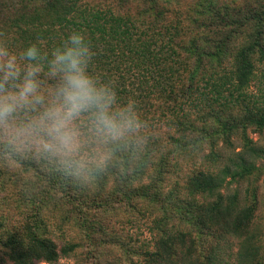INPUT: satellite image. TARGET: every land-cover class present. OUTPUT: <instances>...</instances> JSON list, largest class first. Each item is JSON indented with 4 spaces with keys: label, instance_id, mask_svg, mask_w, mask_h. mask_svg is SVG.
<instances>
[{
    "label": "trees",
    "instance_id": "obj_1",
    "mask_svg": "<svg viewBox=\"0 0 264 264\" xmlns=\"http://www.w3.org/2000/svg\"><path fill=\"white\" fill-rule=\"evenodd\" d=\"M255 2L260 8L241 17L233 11L243 1L205 0L206 16L198 18L187 13L183 0H0V42L13 50L31 43L48 50L79 30L95 52L91 70L113 83L121 102L134 103L144 125L141 153L133 159L125 154L122 163L96 186L106 185L111 178L117 187L128 184L138 197L151 199L162 174L152 164L162 167L171 145L177 146V153L187 151L193 158L194 147L201 143L194 137L199 129L210 148L219 139L229 148L223 163L185 175L184 188L190 199L172 211L173 218L159 211L160 225L171 219L177 230L168 231L165 226L162 235L153 236L152 248L143 253L146 264H222L219 246L208 239L205 242L202 233L217 231L248 244L241 239L246 247L239 244L235 264H264V255H250L251 239L244 237L255 218V202H246L237 190L224 191L232 181L263 170L255 162L262 150L251 145L247 136L248 129H264V68L258 72L256 66L264 63V0ZM189 21L200 28L193 36ZM198 35L205 37L201 46L193 43ZM186 37L192 42L187 43ZM199 99H204L202 105ZM195 100L201 126L184 109ZM234 135L248 139L241 150L231 142ZM12 161L23 163L26 171L30 167L26 161ZM34 167L38 172L43 166L38 162ZM3 170L0 165V177ZM51 175L59 193L77 200L75 192H70L75 185L54 170ZM96 202L90 197L85 205ZM50 233L35 215L20 228L4 227L0 264H58L77 243L58 244Z\"/></svg>",
    "mask_w": 264,
    "mask_h": 264
},
{
    "label": "rangeland",
    "instance_id": "obj_2",
    "mask_svg": "<svg viewBox=\"0 0 264 264\" xmlns=\"http://www.w3.org/2000/svg\"><path fill=\"white\" fill-rule=\"evenodd\" d=\"M219 1L236 2V0ZM242 1L243 3L237 4L233 14L244 17L246 14H253L257 8H260L255 0H240V2ZM204 2L205 0H183V4L188 6L187 13L194 14L198 18L206 16L203 15L202 4ZM192 6L193 11H191ZM189 23L188 31H191L190 35L193 36L200 28L196 26L195 21H189ZM251 23L248 30L253 26V19ZM196 36H194V40ZM198 37L199 39L193 43L201 46L205 37L200 35ZM189 38L186 37L187 43L192 42ZM256 66L257 71L260 72L264 68V63H256ZM196 102L197 100L184 109L196 125L201 126L197 117L201 110L198 111L196 108ZM198 102L202 105L204 99H199ZM211 106L216 107L215 104ZM172 132L174 135H178L177 131ZM196 132L194 137L199 138L201 143L195 147L193 144L192 147L195 148L193 158L187 151L177 153V146L171 145L165 151L169 161L161 163L162 167L159 166L160 164H152V168L157 172L162 171V174L159 175L152 190L154 193L151 199L148 195L138 197L128 184L121 183L117 187L114 179L110 178L104 186V182L99 186L95 185L89 188L76 186L74 191L71 189L70 192H75L73 194L77 200H72L64 192L59 193L57 184L51 180L52 169L50 170L44 163L39 162L43 167L37 172L34 164L26 161V164L30 166L26 171L23 163L13 162L6 154L0 156V165L4 169V174L0 177V238L3 237L4 227L7 229L20 228L25 221H31V216L35 215L41 221V226L51 232L50 236L58 244L66 240L77 243L75 249L68 256L60 258L58 264H146L143 253L148 248H152L153 236L155 234L162 235L166 230L165 226L170 228L167 229L168 231L177 230L172 227L174 222L171 219H168L169 222L166 225H160L158 214L160 210L163 213L167 211L169 218H173L172 211L180 210L190 199L184 188L185 175L211 168L215 162L223 163L230 152L221 139L217 141L215 147L210 148L208 139H201L204 132L199 129ZM247 136L251 139V145L262 150V157H258L255 162L263 170L245 180L232 181L224 191L237 190L239 196L244 197L246 202H255L257 207L255 218L252 226L249 227V235L247 233L248 236L244 235V237L251 239L252 247H247L250 255H264V129L260 131L248 129ZM231 142L236 150H241L248 143V139L234 135ZM64 178L62 177V179ZM144 185L149 190L150 184ZM71 186L74 185L71 184ZM98 189L99 193H97ZM90 197H93V200L97 202L86 206L85 202ZM173 197L174 199L171 201ZM79 205L83 207L78 208ZM218 232H202L205 242L208 239L217 243L222 252V264L226 262L235 264L239 253L237 250L239 244L243 249L247 243L242 238H230ZM202 233L199 235L201 236ZM252 235H255V239H260L253 241Z\"/></svg>",
    "mask_w": 264,
    "mask_h": 264
},
{
    "label": "clouds",
    "instance_id": "obj_3",
    "mask_svg": "<svg viewBox=\"0 0 264 264\" xmlns=\"http://www.w3.org/2000/svg\"><path fill=\"white\" fill-rule=\"evenodd\" d=\"M94 57L79 30L48 50L0 42V153L42 162L80 188L140 155L136 107L91 70Z\"/></svg>",
    "mask_w": 264,
    "mask_h": 264
}]
</instances>
